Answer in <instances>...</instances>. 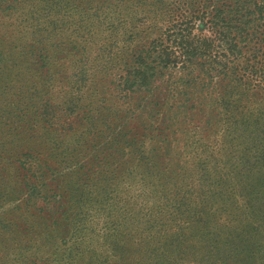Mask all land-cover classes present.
Masks as SVG:
<instances>
[{"label": "trees", "instance_id": "trees-1", "mask_svg": "<svg viewBox=\"0 0 264 264\" xmlns=\"http://www.w3.org/2000/svg\"><path fill=\"white\" fill-rule=\"evenodd\" d=\"M5 1L0 167L24 169V235L70 243L96 179L97 264H264V178L219 192L210 168L231 127L264 125V0ZM41 249L16 264H52Z\"/></svg>", "mask_w": 264, "mask_h": 264}, {"label": "rangeland", "instance_id": "rangeland-1", "mask_svg": "<svg viewBox=\"0 0 264 264\" xmlns=\"http://www.w3.org/2000/svg\"><path fill=\"white\" fill-rule=\"evenodd\" d=\"M7 1L11 2L12 0ZM19 1L18 6H27L29 8L28 4L31 0ZM79 1L77 0V2ZM3 2H5L4 5H8L5 0H0V4H3ZM72 8H76V10L83 13L82 9L80 10L79 8L73 6ZM78 11L77 16L79 17ZM10 13V10L5 9V7L1 8L0 6V24H7L12 21L9 17ZM61 60L62 61L60 62H65L64 68L71 67V71L68 73H72L73 70L76 69L77 64L75 65V60L72 62L70 57H62ZM30 61H32L31 64L35 66L36 57H30ZM263 126L264 125H258L253 135H248L244 132V129L235 130V127H231L232 133L229 135V140H232V137H234L235 140L227 143L228 148H226L225 151L222 150L220 154L212 156L210 159L211 173L213 180L216 182L214 188L212 187L213 190H217L219 192L222 190L220 187L221 184H217L219 182V175L223 174L224 176H227L228 171L235 172V170H238L247 180H260V178H264ZM201 139L206 140L204 137ZM1 140H5L4 134L1 137ZM232 154H234V158L228 160V157ZM239 158H242V164L240 166L235 164L236 160ZM80 160L83 163L88 162V168L95 167V164H93V162L91 163L90 160L92 159L90 157L84 156ZM221 160H223L224 163H221ZM225 161H227L226 164ZM218 165H220V167ZM4 167L5 171L2 169L3 167H0V264H16L18 257H21L25 251H27L30 255H33L38 254L40 248H42L41 254L43 258L52 264H66L68 260H72L71 264H80L84 258L86 259L84 264H97L95 260H91V258H95L94 256L97 257V247L94 248L97 243L94 244L93 248H90L89 242H97V239L99 238L97 233V231H99L98 223L101 222V216L109 214L110 210L109 208L108 210H106L107 208L103 209L101 205H97V200L93 199V197L97 199V186L95 184L96 179L88 185L90 188L86 190L89 194L88 198H90L91 201L90 205L86 207V211L84 212L82 209L76 210L74 208L78 212V216H76V223L80 226V229L73 231L74 235L70 236V243H66V240L62 243L60 240V242L54 244V240L51 237H48L49 235L47 232L50 230L48 222L45 224L35 223L39 231L38 237L24 235L22 224L23 221H28V218H26L28 211L26 209L31 204L27 188L22 182V179H24L25 176L23 173L24 169L21 165H19V163L17 165L14 163H6ZM92 171L94 172L95 170L93 169ZM83 182L84 180H82V183ZM58 192H60V190H58ZM219 192L216 194L217 197L219 196ZM67 196L71 203L69 208H71V205L74 207V202L77 199H74L71 192L67 194ZM86 198L87 196H85V199ZM23 213H25V215H23ZM74 217L75 215L73 218ZM15 222H18V226H16ZM103 222L104 221L102 219V223ZM65 243L73 245L71 251L68 250L66 245H64ZM80 255L83 257H80ZM25 258H30V256Z\"/></svg>", "mask_w": 264, "mask_h": 264}]
</instances>
